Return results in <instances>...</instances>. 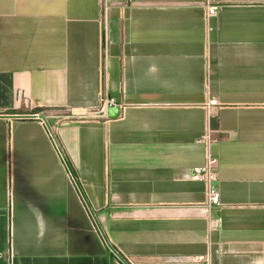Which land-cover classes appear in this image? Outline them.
Masks as SVG:
<instances>
[{
	"label": "crops",
	"instance_id": "crops-1",
	"mask_svg": "<svg viewBox=\"0 0 264 264\" xmlns=\"http://www.w3.org/2000/svg\"><path fill=\"white\" fill-rule=\"evenodd\" d=\"M0 264H264V0H0Z\"/></svg>",
	"mask_w": 264,
	"mask_h": 264
},
{
	"label": "built area",
	"instance_id": "built-area-1",
	"mask_svg": "<svg viewBox=\"0 0 264 264\" xmlns=\"http://www.w3.org/2000/svg\"><path fill=\"white\" fill-rule=\"evenodd\" d=\"M217 8L209 9V16L216 15ZM105 107H114L115 102L112 99L104 100ZM209 108H215L218 106V102L214 99H211L208 104ZM208 140V136L206 137ZM219 165L218 159L212 155L207 158L206 164L201 168L194 169V181L205 182L208 186L207 193V207L209 209L213 207H219L221 205V194L219 190L215 187V181L217 180V167Z\"/></svg>",
	"mask_w": 264,
	"mask_h": 264
},
{
	"label": "water",
	"instance_id": "water-1",
	"mask_svg": "<svg viewBox=\"0 0 264 264\" xmlns=\"http://www.w3.org/2000/svg\"><path fill=\"white\" fill-rule=\"evenodd\" d=\"M119 115V108L118 107H111L108 110V117L109 118H117ZM41 119H44V116H40ZM116 256L120 258L117 254Z\"/></svg>",
	"mask_w": 264,
	"mask_h": 264
},
{
	"label": "trees",
	"instance_id": "trees-1",
	"mask_svg": "<svg viewBox=\"0 0 264 264\" xmlns=\"http://www.w3.org/2000/svg\"><path fill=\"white\" fill-rule=\"evenodd\" d=\"M41 112H44V110H42V109H38V110L35 111L36 114H39V113H41ZM110 255L113 256L112 253H111Z\"/></svg>",
	"mask_w": 264,
	"mask_h": 264
}]
</instances>
